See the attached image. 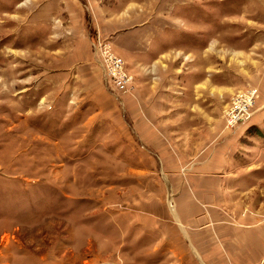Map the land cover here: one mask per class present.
I'll list each match as a JSON object with an SVG mask.
<instances>
[{
  "label": "rangeland",
  "instance_id": "rangeland-1",
  "mask_svg": "<svg viewBox=\"0 0 264 264\" xmlns=\"http://www.w3.org/2000/svg\"><path fill=\"white\" fill-rule=\"evenodd\" d=\"M213 154L264 220V0H0V264H183L174 187Z\"/></svg>",
  "mask_w": 264,
  "mask_h": 264
},
{
  "label": "crops",
  "instance_id": "crops-1",
  "mask_svg": "<svg viewBox=\"0 0 264 264\" xmlns=\"http://www.w3.org/2000/svg\"><path fill=\"white\" fill-rule=\"evenodd\" d=\"M117 31L119 34L112 37V43L120 53L132 45V42H128L130 33L136 37L140 34V29L127 32L126 28H119ZM93 49L96 52L94 45ZM163 55L161 52L153 61L160 60ZM97 61L95 63L100 62L105 79L102 62ZM196 74L201 77V73ZM201 81L203 80L197 81L198 84ZM155 131L150 132L151 141L148 143L151 145V152L158 154V163L163 168L168 134L163 130ZM215 152L221 155L224 151ZM222 156L213 154L210 158L206 157L199 162L194 161L190 165L184 164L180 167L191 168L193 174L178 178L176 188L174 187L175 192L179 194L175 202L176 217H173L178 241L182 243V250L185 252L179 262L264 264L263 216L249 209V206L244 207L240 203L241 197L232 190V185L230 189L225 187L232 180L224 175L226 173L223 174L227 169V162Z\"/></svg>",
  "mask_w": 264,
  "mask_h": 264
},
{
  "label": "built area",
  "instance_id": "built-area-1",
  "mask_svg": "<svg viewBox=\"0 0 264 264\" xmlns=\"http://www.w3.org/2000/svg\"><path fill=\"white\" fill-rule=\"evenodd\" d=\"M101 61L104 62H102V65L107 82L112 81L113 85L116 86L114 79H119L118 86L125 89L126 85L130 82V77L123 71L121 59L107 53ZM256 97L257 94L254 89L238 92L232 97L231 102L224 111L225 128L227 131L233 130L239 124H244L252 118V109L255 105Z\"/></svg>",
  "mask_w": 264,
  "mask_h": 264
}]
</instances>
